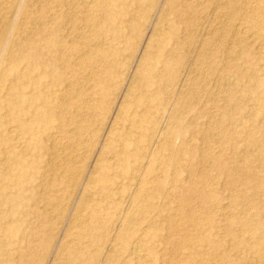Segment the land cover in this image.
Instances as JSON below:
<instances>
[{"label":"rangeland","instance_id":"1","mask_svg":"<svg viewBox=\"0 0 264 264\" xmlns=\"http://www.w3.org/2000/svg\"><path fill=\"white\" fill-rule=\"evenodd\" d=\"M80 1L0 0V264H138V243L143 264H264V19L250 21L264 0ZM239 24L256 37L239 41ZM12 98L26 122L43 103L52 121L13 133ZM167 148L193 155L179 172L193 192L178 193ZM17 169L31 174L22 198ZM10 199L33 207L27 221ZM188 209L204 218L186 234L220 249L183 241Z\"/></svg>","mask_w":264,"mask_h":264},{"label":"bare ground","instance_id":"2","mask_svg":"<svg viewBox=\"0 0 264 264\" xmlns=\"http://www.w3.org/2000/svg\"><path fill=\"white\" fill-rule=\"evenodd\" d=\"M74 1V0H73ZM81 1H84L86 4H87V7H89V8H92V7H94L96 4H98L99 2H100V0H81ZM80 1V2H81ZM198 2V1H197ZM237 3V2H236ZM200 4V3H199ZM201 5V4H200ZM203 5V4H202ZM79 6V5H78ZM160 6V5H159ZM234 6H236V5H234ZM76 7H77V4H76ZM80 7V6H79ZM198 8V7H197ZM77 8H75V10H76ZM74 10V9H73ZM85 10H87V9H85ZM72 11V10H71ZM1 12V11H0ZM73 12V11H72ZM232 12V11H231ZM234 14V13H233ZM73 15H74V12H73ZM75 16V15H74ZM73 16V17H74ZM76 16H77V13H76ZM234 16V15H233ZM83 19V18H82ZM264 19V10H260L259 11V14H256V15H254L253 17H251V20L250 21H252V23H254L255 25H259L260 24V22H261V20H263ZM71 20H73V18L71 19ZM84 20H86V19H84ZM91 21V20H90ZM225 21V20H224ZM229 21H231V20H229ZM70 22V21H69ZM162 22V21H161ZM226 23V22H225ZM162 24V23H161ZM152 25V24H151ZM83 26H85V25H83ZM82 26V27H83ZM92 26V25H91ZM96 26V25H95ZM94 26V27H95ZM161 26V25H160ZM10 27V26H9ZM86 27V26H85ZM93 27V28H94ZM261 28H264V26H260ZM97 28H98V26H97ZM83 28H81L80 30H82ZM92 29V28H91ZM14 30V29H13ZM15 31V30H14ZM88 31V30H87ZM217 31V30H216ZM233 33H236V35L235 36H237V37H239V41H251L252 39H253V37L255 36H253V34L251 33V31L248 29V28H246V27H244V26H242V25H235L234 26V29H233ZM89 32V31H88ZM92 32V31H91ZM156 32H158V31H156ZM215 32V31H214ZM8 33H9V31H8ZM10 33H12V32H10ZM96 33V32H95ZM81 35V34H80ZM79 35V36H80ZM157 36V35H156ZM256 37V36H255ZM258 38H259V36H257ZM233 38H234V36H233ZM83 40V39H82ZM71 41H74V40H71ZM231 41H233V40H231ZM240 43V42H239ZM238 43V44H239ZM237 44V45H238ZM236 45V46H237ZM101 46H103V44L101 45ZM95 47V46H94ZM98 47V46H97ZM239 47V46H238ZM240 49V48H239ZM216 50V49H215ZM242 51V50H241ZM192 53V52H191ZM83 56H85V55H83ZM201 56V55H200ZM240 56V55H239ZM83 58V57H82ZM131 58V57H130ZM77 59H79V58H77ZM235 59V58H234ZM237 59V58H236ZM80 61V60H79ZM259 61V60H258ZM202 62V61H201ZM75 65V64H74ZM79 65V64H78ZM203 65V64H202ZM80 66V65H79ZM201 66V65H200ZM200 71V70H199ZM80 72V71H79ZM71 73V72H70ZM73 73V72H72ZM241 78H244L245 80H247L249 77L247 76V74H244V75H239L238 74V77H235V78H233V80H227V85L228 86H233V87H236V89H237V87H243L242 86V84L240 83V79ZM5 79V76H2L1 78H0V82L2 83V81ZM253 81V80H252ZM222 82V81H221ZM249 82H250V80H249ZM132 83H133V81H132ZM71 84V83H70ZM247 84V83H246ZM226 85V86H227ZM260 85H262V86H264V84H260ZM80 88V87H79ZM239 89V88H238ZM10 90L13 92H16L17 94L18 93H21V92H19V86H18V84H14V85H12L11 87H10ZM82 90V89H81ZM130 90V89H129ZM223 90V89H222ZM263 91H264V89H263ZM41 93L40 92H36V91H33V98H34V100L35 101H41L42 99H41ZM225 99V98H224ZM125 100V99H124ZM260 101H261V105H262V108H264V97H262L261 99H260ZM125 103V102H124ZM123 103V104H124ZM6 107H7V109H8V111H9V113H10V118L12 119L11 121L12 122H15V125L16 126H14L16 129H13L12 131H13V133H19V129H23L24 131H25V133H27V134H31V136H33V131H34V126H35V123L36 122H40L41 124H47V123H49V122H51L52 121V119H53V115H50L49 113H47V109L49 108L48 106H47V104H45V103H43V104H41V108H42V110H39V111H34V114H35V116L33 117V119H29L31 122H26L27 121V119H26V117H24L25 115H23V113H25L26 112V108L24 107V106H22V105H20V102H19V100L18 99H14V98H12V99H10L8 102H7V105H6ZM80 107V106H79ZM88 107V106H87ZM77 110H78V108H77ZM80 110V109H79ZM81 111V110H80ZM121 111V110H120ZM75 112V111H74ZM77 112H79V111H77ZM76 112V113H77ZM86 112V111H85ZM223 114V113H222ZM88 115V114H87ZM216 116V115H215ZM227 116V115H226ZM226 116H223L221 119H220V123H219V125L217 126V131H218V133L219 134H223L227 129H228V127L230 126V124L229 125H227L226 123L228 122V120L230 119H228V116H227V119L225 118ZM81 117V116H80ZM219 117V116H218ZM220 118V117H219ZM218 118V119H219ZM88 121V120H87ZM213 124H217V123H213ZM213 127V126H212ZM12 131H10V133H12ZM75 131V130H74ZM71 132V131H70ZM93 132H95V131H93ZM77 133V132H76ZM178 133H181L180 131H173V132H171V134H173V135H176V134H178ZM79 134V133H78ZM91 134V133H90ZM168 134V133H167ZM213 134V133H212ZM76 135V134H75ZM217 135V134H216ZM213 136V135H212ZM215 136V135H214ZM55 137V136H54ZM53 138V137H52ZM51 139V138H50ZM54 139V138H53ZM218 141H220V140H218ZM76 144V143H75ZM75 144H74V146H75ZM209 144V143H208ZM81 145V144H80ZM76 146H77V144H76ZM77 147H79V146H77ZM167 147H169V146H167ZM70 148V147H69ZM69 148H67V149H69ZM72 148V147H71ZM168 150H169V153L165 156V164H168V166L170 167V168H173L174 169V171H175V175H174V177H175V183L177 184V186H175L176 187V189L177 190H179V194H183L184 192H188V193H190V192H193L194 191V187L191 185L190 187H187V188H184V187H181L180 186V183H181V177H180V174H179V172H180V170H181V168H182V166H183V162H188V163H190L192 160H193V155L190 153V152H188V151H178V150H173V149H169V148H167ZM207 148H205V150H206ZM60 150V149H59ZM62 150V149H61ZM60 150V151H61ZM73 150V149H72ZM86 150V149H85ZM203 150V149H202ZM204 150V151H205ZM208 150V149H207ZM59 151V152H60ZM63 151V150H62ZM72 152H74V151H72ZM80 152V151H79ZM206 152V151H205ZM76 153V152H75ZM25 154V153H24ZM57 154V153H56ZM64 154V153H63ZM70 155L72 154L71 152L69 153ZM76 155H78V154H75V156ZM74 156V155H73ZM71 157V156H70ZM78 156H76V157H74V158H77ZM57 158V157H56ZM69 158V155L67 156V158H66V160ZM65 159V158H64ZM243 159V158H242ZM65 160V161H66ZM69 160V159H68ZM71 160H72V158H71ZM73 160H75V159H73ZM54 161V160H53ZM66 162H68V161H66ZM77 162V161H76ZM203 162V161H202ZM69 163H72V161L70 162L69 161ZM69 163H66V164H64V163H62L65 167L64 168H66V169H68L70 166H68V164ZM75 163V162H74ZM203 163H205V161L203 162ZM78 164V163H77ZM216 164L217 165H219V167L220 168H223V162L220 160V159H218L217 160V162H216ZM62 165V166H63ZM72 166V165H71ZM2 167V166H1ZM3 168V167H2ZM59 169V168H58ZM66 169H65V171H66ZM64 171V172H65ZM239 171H240V168H239ZM57 172V171H56ZM65 174V173H64ZM67 174V173H66ZM81 174V173H80ZM227 174H228V176L230 177V178H233V177H236L237 176V168L236 169H234L233 171H228L227 172ZM29 175H31V174H27V171H24V170H18L17 169V178L14 180V186H16L17 187V189H16V191H14V192H12L16 197L17 196H20L21 198H22V194L24 193V191H26V185H25V180H26V178L27 177H29ZM252 175V174H251ZM248 176V180H249V182H252L253 181V177L252 176ZM53 176H55V175H53ZM62 176V175H61ZM61 176H59V177H61ZM3 177V176H2ZM4 177H6V176H4ZM68 177V175L65 177V178H67ZM70 177V176H69ZM69 179V178H68ZM29 180V179H28ZM91 180V179H90ZM31 181V180H30ZM50 181V180H49ZM52 181H53V179H52ZM69 181H71V180H69ZM75 181H76V179H75ZM60 182V181H59ZM234 182H235V180H232L231 181V186H233L234 185ZM69 183V182H68ZM50 185V184H49ZM69 186V185H68ZM81 187V186H80ZM160 187H161V185L160 184H158L157 186H156V189L154 188V190L153 191H151L150 192V194H148L147 196H146V198H145V201H146V205L149 207V208H151L152 206V201L153 200H155L156 199V197H158L161 193H160ZM247 192V191H246ZM19 197V198H20ZM67 197H69V196H67ZM206 198V197H205ZM140 201V200H139ZM4 202H8V199L7 200H4ZM10 203H12V205H13V208H14V211H15V214L17 213V214H21V216H23V218L21 219V221L20 222H22V221H27L26 220V218H25V216L26 215H28L30 212L31 213H34V209H32L33 207L29 204V203H27V204H25V203H22L19 199H10ZM83 203V202H82ZM81 203V204H82ZM81 204H80V206H81ZM73 205V204H72ZM55 206V205H54ZM66 206V205H65ZM57 207V206H56ZM53 208V207H52ZM59 208V207H58ZM43 209V208H42ZM79 209V208H78ZM77 209V210H78ZM81 209L82 208H80V211H81ZM250 209V208H249ZM53 211V210H52ZM146 211V210H145ZM62 212H64V211H62ZM79 212V211H78ZM81 213V212H80ZM77 214V213H76ZM75 214V216H77ZM61 217V216H60ZM263 217H264V215H263ZM70 218V217H69ZM203 218L204 217H201L198 213H194L191 209H188L187 211H186V213H185V215H184V217H183V223H182V226H184V229L183 230H181V232L184 234L183 235V241L185 242V243H188L187 245H189V247H192L193 245H197L198 243H200L201 241L203 242V243H205L206 242V244H208V245H214V246H216L218 249H220L221 247H222V242L221 241H216V240H213L212 238H211V236L210 235H205V238L204 237H201L200 236V234L199 235H196V236H194V237H191V236H189V235H187L186 234V231H187V228H197V229H200V228H202L201 226H202V220H203ZM1 219V218H0ZM3 219V218H2ZM80 219V218H79ZM12 222V221H11ZM10 222V223H11ZM168 222H170V225L172 226L171 227V229H170V231H171V233H177V231H179V227L177 226V224L175 223V222H173V221H171L170 220V218H169V220H168ZM251 223H253V224H251ZM251 224V225H250ZM259 224H260V221H257V222H248L246 225H247V227H251L252 229L250 230V231H253V230H259ZM79 225V224H78ZM21 224L20 225H18V229L16 230V231H18L16 234H15V237H16V239L17 240H20V239H22L23 238V236H24V234H22V232H19V230H21ZM82 226V225H81ZM181 226V225H180ZM66 229V228H65ZM158 229H159V227H158ZM92 230L94 231L95 230V226L92 228ZM205 232H206V230H205ZM2 239V238H1ZM141 239V238H140ZM151 239H152V237H151ZM16 240V241H17ZM142 241H143V239H141ZM146 240H149V238H147ZM174 239H172L171 241H173ZM174 242V241H173ZM5 243V242H4ZM1 244V243H0ZM124 245H126V242H123V246ZM135 245V244H134ZM236 245H237V243H236ZM240 246V245H239ZM61 251V250H60ZM12 252V251H11ZM10 251H9V253H11ZM144 253H145V249L143 248V246H141L139 243H138V246L135 248V251L133 252V256H134V259L136 260V262L138 263V264H143V261H145V259H144V257H145V255H144ZM222 254V253H221ZM223 254H224V252H223ZM20 256L21 257V255H19L17 252H15V253H11V254H9V257H8V259L6 260V262H11V261H13V260H15L16 258H18V256ZM60 255V254H59ZM58 255V256H59ZM152 255V254H151ZM150 255V257H152ZM132 256V255H131ZM60 258V257H59ZM193 259V258H192ZM192 259H191V261H192Z\"/></svg>","mask_w":264,"mask_h":264}]
</instances>
